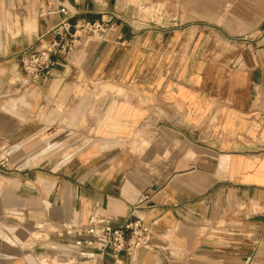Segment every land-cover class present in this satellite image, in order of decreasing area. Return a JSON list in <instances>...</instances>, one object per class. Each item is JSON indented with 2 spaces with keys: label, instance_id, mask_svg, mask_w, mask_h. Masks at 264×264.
I'll return each instance as SVG.
<instances>
[{
  "label": "crops",
  "instance_id": "crops-1",
  "mask_svg": "<svg viewBox=\"0 0 264 264\" xmlns=\"http://www.w3.org/2000/svg\"><path fill=\"white\" fill-rule=\"evenodd\" d=\"M247 2L0 0V264H84L63 226L146 197L140 264H264V0ZM80 21L115 26L22 94L20 53Z\"/></svg>",
  "mask_w": 264,
  "mask_h": 264
},
{
  "label": "built area",
  "instance_id": "built-area-1",
  "mask_svg": "<svg viewBox=\"0 0 264 264\" xmlns=\"http://www.w3.org/2000/svg\"><path fill=\"white\" fill-rule=\"evenodd\" d=\"M114 24L109 25L112 29ZM105 21H80L74 31L62 23L55 30L54 39L46 46L30 45L20 53L21 78L19 88L22 94L47 84L54 76L57 57L67 60L83 41L100 34L109 28ZM8 160L0 163L3 171ZM140 200L131 209L130 217L120 222L111 216H102L97 212L89 215L87 224L79 221L68 222L63 226L64 233L74 250V259L84 264H101L111 257L116 264L126 257L130 264H140L139 254L143 250H154L152 225L136 216L143 203Z\"/></svg>",
  "mask_w": 264,
  "mask_h": 264
},
{
  "label": "rangeland",
  "instance_id": "rangeland-1",
  "mask_svg": "<svg viewBox=\"0 0 264 264\" xmlns=\"http://www.w3.org/2000/svg\"><path fill=\"white\" fill-rule=\"evenodd\" d=\"M243 1L244 2H242L240 0V3H237V4L229 3V4L225 5V7L223 5V7H224L223 12L228 13V11H229L230 13H233L234 15L246 14L248 12V10L253 6V4H250V3L247 2V1H250V0H243ZM224 22H226V21H223V23ZM244 23L245 24L246 23H248V24L250 23L251 24V23H255V21L254 20H250V21L234 20L235 27H241V26L245 25Z\"/></svg>",
  "mask_w": 264,
  "mask_h": 264
}]
</instances>
